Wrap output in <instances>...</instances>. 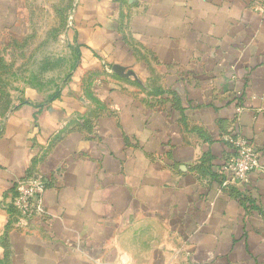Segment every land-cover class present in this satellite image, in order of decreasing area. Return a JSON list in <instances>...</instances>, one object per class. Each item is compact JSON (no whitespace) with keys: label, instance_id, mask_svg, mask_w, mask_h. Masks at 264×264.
<instances>
[{"label":"crops","instance_id":"0c3cea01","mask_svg":"<svg viewBox=\"0 0 264 264\" xmlns=\"http://www.w3.org/2000/svg\"><path fill=\"white\" fill-rule=\"evenodd\" d=\"M12 13L0 0V50ZM71 26L54 92L0 88V264H264L258 0H76ZM236 137L260 167L224 186ZM31 177L47 188L23 228Z\"/></svg>","mask_w":264,"mask_h":264},{"label":"rangeland","instance_id":"374dc122","mask_svg":"<svg viewBox=\"0 0 264 264\" xmlns=\"http://www.w3.org/2000/svg\"><path fill=\"white\" fill-rule=\"evenodd\" d=\"M15 0H13V3ZM7 16L13 28L0 50V88L40 87L54 92L72 71L76 31L71 23L76 0H16ZM5 100V96L3 97Z\"/></svg>","mask_w":264,"mask_h":264},{"label":"built area","instance_id":"2783aa9c","mask_svg":"<svg viewBox=\"0 0 264 264\" xmlns=\"http://www.w3.org/2000/svg\"><path fill=\"white\" fill-rule=\"evenodd\" d=\"M264 11V0H258ZM236 155L227 161L219 170L223 176V185H244L250 175L260 167L259 154L254 145L241 137L234 138ZM47 184L42 177H31L17 183V194L13 199V209L18 216V226L26 228L32 220L42 214L41 201Z\"/></svg>","mask_w":264,"mask_h":264},{"label":"trees","instance_id":"16d2710c","mask_svg":"<svg viewBox=\"0 0 264 264\" xmlns=\"http://www.w3.org/2000/svg\"><path fill=\"white\" fill-rule=\"evenodd\" d=\"M53 98H54V99H55V98H57V94H56V95H54V96L52 97V99H53ZM16 214H17V213H16Z\"/></svg>","mask_w":264,"mask_h":264}]
</instances>
